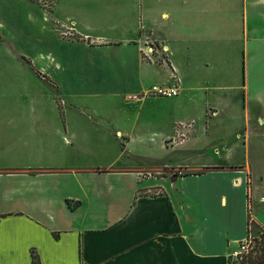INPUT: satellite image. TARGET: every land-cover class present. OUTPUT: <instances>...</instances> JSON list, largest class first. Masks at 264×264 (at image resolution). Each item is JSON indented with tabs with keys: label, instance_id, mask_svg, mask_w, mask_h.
I'll return each mask as SVG.
<instances>
[{
	"label": "crops",
	"instance_id": "0c3cea01",
	"mask_svg": "<svg viewBox=\"0 0 264 264\" xmlns=\"http://www.w3.org/2000/svg\"><path fill=\"white\" fill-rule=\"evenodd\" d=\"M50 1L0 0V264H228L264 233V0Z\"/></svg>",
	"mask_w": 264,
	"mask_h": 264
},
{
	"label": "built area",
	"instance_id": "2783aa9c",
	"mask_svg": "<svg viewBox=\"0 0 264 264\" xmlns=\"http://www.w3.org/2000/svg\"><path fill=\"white\" fill-rule=\"evenodd\" d=\"M160 55V50L156 47H150V49L143 51V58L149 61L153 60L154 56ZM159 61L164 62V56L159 57ZM180 90V82L176 78L175 75L172 76V83L166 85H151L145 92L144 96L151 97H159V98H171L178 96ZM192 123L190 124H177L175 128V137L167 140V143L172 144L176 141H183L187 138L188 133L190 132V128L192 127ZM255 247V240L250 236H247L245 239L240 240L236 247L231 250L228 255V264H245L248 259L251 251Z\"/></svg>",
	"mask_w": 264,
	"mask_h": 264
},
{
	"label": "trees",
	"instance_id": "16d2710c",
	"mask_svg": "<svg viewBox=\"0 0 264 264\" xmlns=\"http://www.w3.org/2000/svg\"><path fill=\"white\" fill-rule=\"evenodd\" d=\"M175 177V176H173ZM259 238L255 239V247L251 251L245 264H264V233L259 232ZM32 264H39L36 254L31 255Z\"/></svg>",
	"mask_w": 264,
	"mask_h": 264
},
{
	"label": "rangeland",
	"instance_id": "374dc122",
	"mask_svg": "<svg viewBox=\"0 0 264 264\" xmlns=\"http://www.w3.org/2000/svg\"><path fill=\"white\" fill-rule=\"evenodd\" d=\"M45 2L46 3H50L51 4V1L50 0H45ZM0 21L2 22V23H5V25H8L6 22H4L5 20L2 18V16H1V18H0ZM198 98V97H197ZM173 101H170V100H168V101H166L165 103H164V105L162 106V108H165V110H170V109H172V107H173V103H172ZM196 105H199V107H201V108H203L204 107V111L206 110V112L208 113V114H210L211 115V108L210 107H207L206 106V108H205V106H204V104H203V101L201 100V102H199V100L198 101H195L194 102ZM193 119H195V122H197V118L196 117H194ZM190 120H191V118H187V119H179V122H177V123H183V124H189L190 123ZM194 122V123H195ZM200 122V121H199ZM202 123H204V122H206V118L204 117L203 119H202V121H201ZM167 173H169V170H162V172H160V174L161 175H167ZM259 235H260V233L258 232V234L257 233H252L251 235H248V236H250L252 239H258L259 238ZM256 245V244H255Z\"/></svg>",
	"mask_w": 264,
	"mask_h": 264
}]
</instances>
